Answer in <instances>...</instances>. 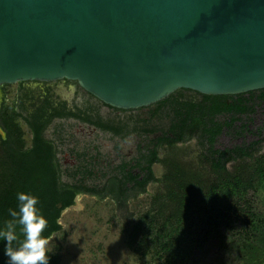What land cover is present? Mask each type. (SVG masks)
Returning a JSON list of instances; mask_svg holds the SVG:
<instances>
[{
	"label": "trees",
	"instance_id": "trees-1",
	"mask_svg": "<svg viewBox=\"0 0 264 264\" xmlns=\"http://www.w3.org/2000/svg\"><path fill=\"white\" fill-rule=\"evenodd\" d=\"M184 92L193 96L185 97ZM53 102L49 94L43 115L24 117L33 135L31 147L25 146L18 119L11 124L3 121L7 161L0 172V225L12 219L8 210L17 208L16 194L21 191L38 196L47 219L43 232L46 239L62 229L61 213L74 204L78 193L99 197L110 194L119 206H124L132 191L145 192L151 181L159 180L153 165L161 161L158 151L161 145H174L196 135L203 147L202 163L208 164L209 174L206 169L196 170L179 161L168 163L163 192L153 197L150 208L132 224L127 234L129 247L145 264H264V209L253 201L264 193V153L233 172L227 168L229 161L250 157L264 142V136L250 145L245 141L231 147L219 144L223 133L233 138L249 130L258 106L264 103V88L228 95L176 90L148 106L152 117L169 119L167 129L146 128V134L156 135L138 144L137 155L123 158L109 171L105 166L98 169V153L92 157V169L81 166L69 173L81 175L76 183L61 180L56 144L43 136L55 117L80 118L122 137L128 132L123 125L106 124L100 117L92 119L90 114H78L65 105L60 111ZM106 175L109 177L102 186H89L83 181ZM262 200L264 204V195ZM19 229L17 225L22 240ZM48 255V264L59 263L57 253ZM0 264H7L3 240H0Z\"/></svg>",
	"mask_w": 264,
	"mask_h": 264
},
{
	"label": "water",
	"instance_id": "water-1",
	"mask_svg": "<svg viewBox=\"0 0 264 264\" xmlns=\"http://www.w3.org/2000/svg\"><path fill=\"white\" fill-rule=\"evenodd\" d=\"M64 79L122 110L263 89L264 0H0V85Z\"/></svg>",
	"mask_w": 264,
	"mask_h": 264
},
{
	"label": "rangeland",
	"instance_id": "rangeland-1",
	"mask_svg": "<svg viewBox=\"0 0 264 264\" xmlns=\"http://www.w3.org/2000/svg\"><path fill=\"white\" fill-rule=\"evenodd\" d=\"M54 87L53 99L66 100L75 108L91 111L93 106L95 113L101 114L105 121L123 125L128 132L125 137H122L114 135L109 130L92 131V126L74 118L54 120L47 129V138L55 141L59 137H65L66 141L61 143L64 148L76 145L75 147L84 154L77 160L79 167L92 169V152L96 153L98 150L102 154L99 157L98 169L101 170L105 166L109 171L111 166L118 164L123 158L131 159L137 155L138 144L148 142L156 135L155 133L146 134V128L167 129L170 123L166 117H152L150 107L118 110L104 106L100 100L88 95L76 81L62 80L58 82V86L54 85ZM7 89L8 103L13 100L17 103L22 97L27 100L28 94H24L17 83L11 84ZM18 93L20 96H17ZM184 94L185 97L193 96L190 92H184ZM263 107L264 105H260L258 111L260 112ZM26 137L29 138V132L26 133ZM27 142L29 143L28 139ZM231 143L236 142L227 135L221 136L219 140L222 146ZM58 144L61 148L60 143ZM158 151L161 161L153 165V170L159 180L151 181L145 192L132 191L124 206H119L110 194L99 197L83 192L76 195L74 204L61 213L59 222L62 229L48 238L49 253L58 254V264H145L129 247L127 234L139 215L150 208L153 197L163 192V183H165L163 178L168 171V163L172 160L179 161L185 166L192 165L196 170L206 169L209 174L208 164L202 163L203 147L196 135L174 145L163 144ZM263 153L264 143L253 151L250 157L234 160L228 163L227 168L233 172L238 166L250 165L255 157ZM60 159L63 165H66L62 155ZM72 170L74 169L66 167L61 180L70 183L79 182L81 175H70ZM108 177L109 175L100 176L99 179L89 177L83 181L89 186H102ZM212 177L214 176L211 174ZM263 195L264 193H261V196L258 194L257 199L255 196L253 201L258 208L264 209ZM216 249L215 247L213 251Z\"/></svg>",
	"mask_w": 264,
	"mask_h": 264
},
{
	"label": "flooded vegetation",
	"instance_id": "flooded-vegetation-1",
	"mask_svg": "<svg viewBox=\"0 0 264 264\" xmlns=\"http://www.w3.org/2000/svg\"><path fill=\"white\" fill-rule=\"evenodd\" d=\"M62 80H57V81H53V82H45V81H21V82H17V86L19 87V89H21L22 91H24V94H28L27 100H25L23 97L21 98V101H18L17 103L15 102V100H13L11 103L7 102V98L6 95L8 93V87L11 84H4V85H0V172L3 171V165H6L5 162L7 161V152H6V148L4 146V140H5V130L3 129V121L4 123H13L16 119L19 120L20 125L22 127L23 130V139L25 142V146L26 147H31L33 144V135L30 131L29 126L27 125L24 117H33L34 115H43V109H44V105H45V98L50 94L52 97V92L55 91V86H58V82H60ZM63 81H67L66 79H64ZM15 84V83H14ZM38 86V88L36 87ZM32 92V93H31ZM88 95H90L87 92ZM17 96H20V94L18 93ZM20 98V97H19ZM53 99V97H52ZM54 102V107L56 106L58 110H63V106H66V109L76 112L78 114H90L92 116V119H98L99 117L101 118V120L106 123V124H111L110 122H108L107 120L105 121L102 117L101 114H96L95 110L92 106V111L90 109H81V108H75L72 105H70V103L66 100H55L53 99ZM65 103V104H64ZM104 106H107L105 104H103ZM263 104H261V106H263ZM46 107V106H45ZM109 107V106H107ZM260 106H258L259 108ZM112 108V107H109ZM257 108V112L255 113V117L254 119L251 121V123L249 124L248 129L249 130H245V132L243 134H238V136H235L232 138L231 135H227L225 133H223L221 136L227 135L229 138H231L233 140V142H236L234 144H240L243 145L244 141L246 145H250L254 140H259L261 137L264 136V107L262 108V110L259 112ZM113 109V108H112ZM46 110L48 111V108H46ZM120 110V109H118ZM70 118H74L76 120L82 121L80 118H76V117H69L67 119ZM56 119H65V118H60V117H55L54 120ZM53 120V121H54ZM52 121V122H53ZM51 122V123H52ZM85 124H88L89 126H92V131H100L102 130L101 128H99L97 125L90 123V122H86V121H82ZM50 123V124H51ZM50 125L47 126V128L44 131L43 136L47 138L46 136V132L47 129ZM253 131V132H249V131ZM29 132V138L26 137V133ZM221 136L219 138V140H221ZM27 139L29 141V143L27 142ZM66 141L65 137H59L58 140H55L54 143L56 144L57 147V163L59 164V168L61 170V174L63 173V171L65 172L66 167L72 168L74 170L72 171H76L79 168V164L77 163L78 158H80V156L84 155L82 152H80V150H78L75 146L76 145H71V147H67L64 148L61 143L63 144ZM61 145V148L59 146V144ZM264 143V142H263ZM261 143V144H263ZM233 143L227 145L229 147L232 146ZM225 147V146H224ZM99 153V156H101V152L100 151H96V153L92 152V156H95ZM61 155L63 156L64 160L66 161V165L62 163L60 157ZM232 161H229L228 163H230ZM227 163V165H228ZM64 169V170H63ZM70 171V170H69ZM78 176V175H77Z\"/></svg>",
	"mask_w": 264,
	"mask_h": 264
},
{
	"label": "clouds",
	"instance_id": "clouds-1",
	"mask_svg": "<svg viewBox=\"0 0 264 264\" xmlns=\"http://www.w3.org/2000/svg\"><path fill=\"white\" fill-rule=\"evenodd\" d=\"M6 138V136L4 137ZM17 208L8 210L11 220L0 225V240L4 241L7 264H48V240L43 235L47 219L35 194L17 192ZM23 235L21 240L17 232ZM13 242H16L13 246Z\"/></svg>",
	"mask_w": 264,
	"mask_h": 264
}]
</instances>
